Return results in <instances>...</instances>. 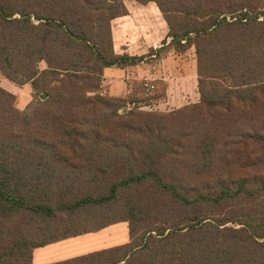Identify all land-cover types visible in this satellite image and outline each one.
<instances>
[{"label": "trees", "instance_id": "obj_1", "mask_svg": "<svg viewBox=\"0 0 264 264\" xmlns=\"http://www.w3.org/2000/svg\"><path fill=\"white\" fill-rule=\"evenodd\" d=\"M125 1L0 0V73L33 89L21 111L0 87V264L120 222L128 244L55 264H264V0H132L171 38L141 57L113 49ZM192 47L198 103L103 94L106 68Z\"/></svg>", "mask_w": 264, "mask_h": 264}, {"label": "crops", "instance_id": "obj_2", "mask_svg": "<svg viewBox=\"0 0 264 264\" xmlns=\"http://www.w3.org/2000/svg\"><path fill=\"white\" fill-rule=\"evenodd\" d=\"M125 5L128 15L116 18L112 22L113 49L116 55L146 56L151 49L161 48L164 41L170 42L168 24L155 3L144 5L127 0ZM140 64L146 65L145 71H142ZM147 65L149 66L148 61H142L126 68L117 66L106 68L102 80L103 94L115 98H128L136 89L134 85L137 82L155 78ZM1 86L16 95L20 110H24L33 99V89L29 84L19 87L2 77ZM129 242V225L127 222H120L97 232L36 248L33 252V264L60 263L124 246Z\"/></svg>", "mask_w": 264, "mask_h": 264}, {"label": "rangeland", "instance_id": "obj_3", "mask_svg": "<svg viewBox=\"0 0 264 264\" xmlns=\"http://www.w3.org/2000/svg\"><path fill=\"white\" fill-rule=\"evenodd\" d=\"M143 61L149 62L147 68L153 72L155 78L148 81L142 79L136 85L133 84L136 89L129 95L131 100H136L140 103L143 112L168 114L200 101L197 57L194 47L186 54H179L172 50L162 60L146 59ZM140 65L142 66V71H145L146 65ZM40 67L41 69L46 68V63H41ZM2 77L0 73V87L4 89L1 86ZM165 78L168 79L165 80ZM146 83L154 86V88L148 90L145 86ZM4 90L7 91L6 89ZM14 106L19 109L17 97ZM228 225L230 226L231 224Z\"/></svg>", "mask_w": 264, "mask_h": 264}, {"label": "built area", "instance_id": "obj_4", "mask_svg": "<svg viewBox=\"0 0 264 264\" xmlns=\"http://www.w3.org/2000/svg\"><path fill=\"white\" fill-rule=\"evenodd\" d=\"M229 20H230V18H229ZM145 86L147 87L148 90L154 88V86H151L149 83H146ZM132 107H133V105L129 104L127 107L123 108L122 111L130 110V109H132ZM140 109H143V108H140Z\"/></svg>", "mask_w": 264, "mask_h": 264}]
</instances>
